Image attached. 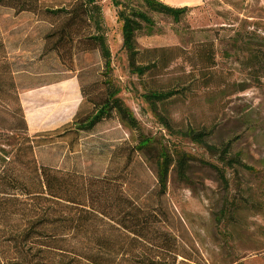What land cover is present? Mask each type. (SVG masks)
Listing matches in <instances>:
<instances>
[{
    "label": "rangeland",
    "instance_id": "obj_1",
    "mask_svg": "<svg viewBox=\"0 0 264 264\" xmlns=\"http://www.w3.org/2000/svg\"><path fill=\"white\" fill-rule=\"evenodd\" d=\"M162 1L189 9L178 23L164 14L154 15V24H145L136 33L137 46L181 45L193 52L204 39H212L214 70L220 77L206 88H195L199 78L190 75L185 83L188 89L161 108L170 124L165 128L160 114L142 96L147 80L128 67L115 7L111 0H99L117 96L136 118L138 132L151 140L138 155L123 189L138 202L156 204L158 154L177 150L187 163L182 174L173 165L167 175L163 199L171 220L164 228L192 252V264H264V72L250 63L251 54L264 52V0ZM179 27L205 31L181 36ZM48 28L47 21L29 12L0 7L2 161L13 156L24 136L70 121L80 105H86L80 87L94 88L93 80L102 69L96 50L75 58L65 51L62 57L43 53L42 35ZM189 70V63L175 60L163 84ZM226 85L230 88L222 90ZM187 128L204 132V139L216 146L230 142L227 157L236 161H218V155L202 143L179 134ZM137 137V131L110 116L93 129L80 131L69 155L65 143L54 140L40 146L36 158L62 170L73 167L102 174L109 146L122 138L135 142Z\"/></svg>",
    "mask_w": 264,
    "mask_h": 264
},
{
    "label": "trees",
    "instance_id": "obj_2",
    "mask_svg": "<svg viewBox=\"0 0 264 264\" xmlns=\"http://www.w3.org/2000/svg\"><path fill=\"white\" fill-rule=\"evenodd\" d=\"M111 2L121 23V49L128 67L137 77L147 80L142 96L152 111L160 114L164 127L170 128L168 116L161 108L167 107L174 95L188 89L185 87L188 77L197 75L199 78L195 88H206L220 77L214 70L213 40L204 39L193 52L181 45L139 48L136 33L145 24L153 25L154 15L164 14L178 23L189 7L173 6L162 0ZM0 7L10 8L15 13L29 12L49 23L42 35L43 53L55 52L62 57L65 51L75 58L83 51L96 50L102 63V69L93 80L96 88L80 87L86 105L81 104L70 121L24 136L13 156L0 160V264L195 262L192 252L172 231L164 228L171 220L163 199L167 175L173 165L182 174L187 157L177 150L159 152L156 204L138 202L123 189L131 178L133 166L139 161L138 155L148 149L151 140L138 132L136 118L117 96L99 0H0ZM176 31L185 36L205 30L179 27ZM3 53L0 40V54ZM177 59L189 63L191 70L163 84V77ZM250 63L264 72V52L251 54ZM228 88L229 85L221 87L222 90ZM110 116H115L126 128L137 131L139 137L135 142L122 138L109 146L107 166L102 174H90L73 167L62 170L51 162L37 160V149L54 140L65 143L66 154L74 152L80 131L93 129ZM22 125L21 129L27 128L24 117ZM178 132L202 143L208 151L218 155V161H236L234 157H227L230 142L216 146L204 139V132L192 128Z\"/></svg>",
    "mask_w": 264,
    "mask_h": 264
},
{
    "label": "crops",
    "instance_id": "obj_3",
    "mask_svg": "<svg viewBox=\"0 0 264 264\" xmlns=\"http://www.w3.org/2000/svg\"><path fill=\"white\" fill-rule=\"evenodd\" d=\"M26 121V120H25ZM26 125H27V122H26ZM42 130H44V129H42ZM39 131V130H38Z\"/></svg>",
    "mask_w": 264,
    "mask_h": 264
}]
</instances>
